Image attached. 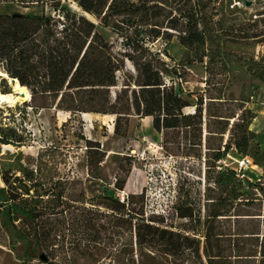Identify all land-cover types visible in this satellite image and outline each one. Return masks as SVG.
Listing matches in <instances>:
<instances>
[{
  "label": "trees",
  "instance_id": "trees-1",
  "mask_svg": "<svg viewBox=\"0 0 264 264\" xmlns=\"http://www.w3.org/2000/svg\"><path fill=\"white\" fill-rule=\"evenodd\" d=\"M75 1L98 22L75 13L62 0H46L55 15L0 14V69L29 89L31 100L24 105L42 109L56 104L74 114H112L116 116L114 132L121 137H126L132 115L152 117L153 128L163 134L168 150L184 146L187 156L201 158L206 148L207 162L212 158L214 167L207 163L208 178L216 190L208 189L216 194L207 195L203 213L189 191L183 195L179 182L178 199L171 206L173 221L163 213L146 218L144 204L134 202L132 195L124 200L108 197L103 211L87 207L84 189L75 191L78 180L60 177L42 153L36 169L24 167L19 175L11 171L2 175L9 217L28 228L27 233L18 234L25 241L24 256L43 264H61L54 256L62 240L68 256L92 250L79 236L67 246L66 230L98 238L100 229L110 225L115 253L124 264H264V228L254 224L251 233L255 236L233 243L225 224L234 200L244 194V182L256 184L232 167L217 170L216 164L233 147L238 155L250 153L255 158L257 152L249 148L258 136L250 128L256 114L242 104L235 110L224 109L222 98L218 108L212 99L205 103L204 94L185 91L174 80L182 79V73L153 48L158 39L177 36L188 50L201 51V61L208 58L212 64L215 48L211 43L217 31L213 0ZM106 28L120 37L118 50L107 38ZM127 61L133 64V72ZM247 64L250 72L264 79L262 60L250 58ZM7 80L2 77L0 82L3 93L9 86ZM187 108L194 111L187 112ZM214 117L216 129L211 125ZM228 130V141L214 151L212 139L216 134L224 137ZM84 140L90 171L96 172L107 154L99 141ZM0 141L22 145L25 139L16 128L2 126ZM125 184L126 178H117L115 189L124 190Z\"/></svg>",
  "mask_w": 264,
  "mask_h": 264
},
{
  "label": "rangeland",
  "instance_id": "rangeland-1",
  "mask_svg": "<svg viewBox=\"0 0 264 264\" xmlns=\"http://www.w3.org/2000/svg\"><path fill=\"white\" fill-rule=\"evenodd\" d=\"M63 4L77 14L86 15L97 21L95 16L83 11L75 0H62ZM250 4H247V3ZM216 37L211 45L215 48L214 61H201V51L197 54L180 44L177 36L171 39H158L153 44L155 50L162 52L168 63L179 69L180 82L185 91L204 94L205 103L211 99L216 107H221L220 98L225 104L222 108L237 109L238 104L251 108L262 115V127L252 129L258 136L251 142L249 150L257 155L253 162L243 169L241 177H247L252 183L244 182L242 196L234 200L230 208V219L225 223L230 229L233 243L236 239L255 236L252 225L259 224L264 228V79L250 72L247 63L250 58L262 60L264 67V0H246L240 7L234 6V0H213ZM56 14L46 0H0V14ZM98 22V21H97ZM221 26V27H220ZM227 30L228 32H222ZM107 38L120 48V37L105 29ZM245 36V37H239ZM169 55V56H168ZM127 68L134 71V66L127 61ZM208 67H211L208 70ZM122 77V73H119ZM210 79L207 84V79ZM2 76H0L1 82ZM168 78V83H171ZM6 93H13V86L8 79ZM178 86V85H177ZM3 85H0V91ZM112 88L111 91H115ZM213 97V98H210ZM31 98L28 101L30 102ZM214 111H217L213 107ZM193 112V108H187ZM104 116L101 113H71L52 107L33 109L23 102H0V127H14L24 136L22 145H12L4 148L0 141V264H43L38 259H27L24 256L25 241L19 237V232H28V228L20 221L9 217V199L7 186L2 175L5 171L21 174L24 167L36 169L39 155L43 153L49 164L55 165L58 175L65 179H76L75 191L83 188L86 193V206L99 207L103 211L110 201L108 197L124 200L129 195L134 196V202L144 204L145 217L163 213L171 221L175 220L171 206L178 199V183L181 182L184 191H189L191 200L199 204L203 213L204 203L208 194H216L212 180H209L206 148L202 156H187L186 148L175 146L168 150L164 146V136L155 131L152 118L132 115L126 137L117 136L114 132L115 115ZM15 120H14V119ZM254 120V119H253ZM252 120V121H253ZM233 123V119L230 121ZM252 124V123H251ZM212 128L216 129L217 118L211 119ZM230 131L224 137L216 134L213 138L214 151L219 144L228 141ZM99 141L102 150L107 154L104 162L96 172H91L88 165V154L85 150V140ZM170 145V144H169ZM210 153V152H209ZM231 153V151L229 152ZM210 155V154H209ZM259 163H256V160ZM212 167V158H211ZM217 170L225 167L239 166L234 159L226 158L218 161ZM212 167L211 169H213ZM253 172H258L255 176ZM212 173V170H211ZM117 178H126L124 190H116ZM209 187L213 188L208 189ZM254 201V202H253ZM104 220H101L103 223ZM180 222V220H176ZM100 229L98 238H90L87 233L78 234L72 230L65 231L67 246L70 239L81 237L92 250L86 253L66 255L62 241L55 251L54 260L57 263L72 264H124L115 253L116 240L113 238L111 226ZM263 235V234H261ZM62 239V238H61ZM93 239V240H92ZM105 249V250H104ZM138 255L136 254V257Z\"/></svg>",
  "mask_w": 264,
  "mask_h": 264
},
{
  "label": "bare ground",
  "instance_id": "bare-ground-1",
  "mask_svg": "<svg viewBox=\"0 0 264 264\" xmlns=\"http://www.w3.org/2000/svg\"><path fill=\"white\" fill-rule=\"evenodd\" d=\"M0 73L4 76H8L7 73H5L3 70L0 69ZM8 79L10 82H12V85L14 86V89L16 92L13 93H3L0 91V102H8V103H17L18 101L23 102V99L29 100L31 98V93L29 89L22 85L18 79L15 81H12V79L8 76ZM21 93L24 94V97H21ZM90 113H84V115L88 116ZM104 116H111V115H104ZM262 127V115H258L254 118L251 124V128L253 129H260ZM4 148L11 149L12 145L4 144ZM255 176H259L258 172H253Z\"/></svg>",
  "mask_w": 264,
  "mask_h": 264
},
{
  "label": "built area",
  "instance_id": "built-area-1",
  "mask_svg": "<svg viewBox=\"0 0 264 264\" xmlns=\"http://www.w3.org/2000/svg\"><path fill=\"white\" fill-rule=\"evenodd\" d=\"M246 3V0H234V6H242ZM228 158L234 159L236 162H238L239 166L234 167L238 172H241L243 169L248 167L253 162V157L249 153L246 156H240L237 154L236 149L233 147L231 150V153L228 154Z\"/></svg>",
  "mask_w": 264,
  "mask_h": 264
},
{
  "label": "water",
  "instance_id": "water-1",
  "mask_svg": "<svg viewBox=\"0 0 264 264\" xmlns=\"http://www.w3.org/2000/svg\"><path fill=\"white\" fill-rule=\"evenodd\" d=\"M247 4H250V3L248 2ZM14 15H18V13H14ZM0 76H2L4 78H8V76H4V75H2V73H0ZM15 80L16 79H12V81H15ZM10 83H12V82H10ZM11 91L12 92H16L15 89H14V86L11 87ZM20 95H21V97H24L23 93H21ZM25 101H27V99H23V102H25Z\"/></svg>",
  "mask_w": 264,
  "mask_h": 264
},
{
  "label": "crops",
  "instance_id": "crops-1",
  "mask_svg": "<svg viewBox=\"0 0 264 264\" xmlns=\"http://www.w3.org/2000/svg\"><path fill=\"white\" fill-rule=\"evenodd\" d=\"M148 118H152V117H149V116H148Z\"/></svg>",
  "mask_w": 264,
  "mask_h": 264
}]
</instances>
